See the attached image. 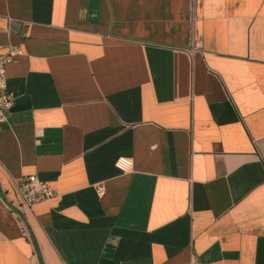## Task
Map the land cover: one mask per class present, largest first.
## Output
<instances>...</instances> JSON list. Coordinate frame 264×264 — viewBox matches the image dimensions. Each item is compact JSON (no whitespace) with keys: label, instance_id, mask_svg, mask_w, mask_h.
<instances>
[{"label":"crops","instance_id":"obj_1","mask_svg":"<svg viewBox=\"0 0 264 264\" xmlns=\"http://www.w3.org/2000/svg\"><path fill=\"white\" fill-rule=\"evenodd\" d=\"M10 46L0 264H264V0H0Z\"/></svg>","mask_w":264,"mask_h":264},{"label":"built area","instance_id":"obj_2","mask_svg":"<svg viewBox=\"0 0 264 264\" xmlns=\"http://www.w3.org/2000/svg\"><path fill=\"white\" fill-rule=\"evenodd\" d=\"M199 46L195 45V49ZM22 55L18 47L10 46L5 53L0 54V131L8 122L9 114L15 103V97L7 90V68L16 56ZM115 166L123 173L132 169V162L126 158H119ZM20 198L19 211L31 209L33 206L48 202L57 197V192L46 182L36 176L21 178L15 182Z\"/></svg>","mask_w":264,"mask_h":264},{"label":"water","instance_id":"obj_3","mask_svg":"<svg viewBox=\"0 0 264 264\" xmlns=\"http://www.w3.org/2000/svg\"><path fill=\"white\" fill-rule=\"evenodd\" d=\"M29 236H30L31 240H33L32 235L30 233H29Z\"/></svg>","mask_w":264,"mask_h":264}]
</instances>
